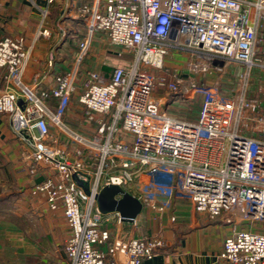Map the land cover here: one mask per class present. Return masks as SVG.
<instances>
[{"label":"built area","instance_id":"2783aa9c","mask_svg":"<svg viewBox=\"0 0 264 264\" xmlns=\"http://www.w3.org/2000/svg\"><path fill=\"white\" fill-rule=\"evenodd\" d=\"M78 11L90 14L78 62L86 59L97 30L133 55L132 63L115 66L110 78L89 71L79 102L89 121L97 123L90 136L63 120L77 88L76 70L57 75V87L38 92L22 79L29 55L24 39H0V66L8 68L11 83L0 91V114L29 139L31 172H49L30 194L44 198L52 210H63L71 233L61 264H144L162 248L160 238L132 236L114 239L107 250L100 247L111 236L101 225L96 203L106 184L133 186L143 203L159 210L176 198L187 199L193 211L212 218L231 212L264 223V124L258 137L240 131L250 113L264 121L257 99L226 95L189 79L204 100L198 121L180 120L162 108L155 88L159 83L177 92L183 77L167 82L152 71L162 70L173 53L188 57L192 74H206L222 62L248 70L264 66V58L256 55L264 42L259 37L264 0H97ZM50 98L59 99L57 110L48 105ZM221 153L226 157L219 164ZM90 156L95 168L88 163ZM220 257L230 264H264V232L235 231L225 239Z\"/></svg>","mask_w":264,"mask_h":264},{"label":"crops","instance_id":"0c3cea01","mask_svg":"<svg viewBox=\"0 0 264 264\" xmlns=\"http://www.w3.org/2000/svg\"><path fill=\"white\" fill-rule=\"evenodd\" d=\"M96 3L97 0H0V39L23 38L29 51L22 73L25 83L34 85L38 92L50 90L58 85L57 75L76 70L77 88L64 110L63 120L72 129L89 136L94 134L97 123L89 121L86 109L79 102L89 71H99L110 78L115 66L130 65L133 60L131 53L110 42L105 31L97 30L92 35L91 54L87 62H78L79 43L88 33L90 20L89 13L83 15L78 9L84 5L93 7ZM43 29L47 30L46 35L40 33ZM259 37H264V28L259 29ZM256 55L264 58V42H259ZM178 58L182 61L179 62ZM187 66L188 57L180 53L168 55L165 67L154 73L167 82L175 80L176 76L184 80L177 92L159 83L155 92L162 99V108L172 117L196 122L204 96L191 87L189 79L195 78L196 81L216 86L226 95L235 93L210 81L209 72L192 74ZM255 67L261 66L254 65L249 70L245 66L249 77ZM213 68L216 72L222 70L221 67ZM249 84L247 81L243 90L236 94L243 93L247 99L256 98L258 113L264 118V85L260 86L258 80L255 84L261 90L250 93ZM10 85L8 68L0 66V91ZM47 103L51 109L57 110L59 99L50 98ZM254 118L250 113L240 126L241 133L260 136L259 129L264 121ZM75 146L76 143L73 144ZM30 151L27 136L18 134L10 117L0 114V264H61L66 261V254L63 260L58 248L64 245L71 229L61 208L52 210L44 198H35L30 194L35 183L49 176V172L41 170L35 174L31 172L34 166L28 160ZM225 157V153L217 157L219 164L224 162ZM87 160L95 168L94 156ZM126 190L137 194L133 186ZM100 220L102 227L108 229L111 235L109 241L100 246L104 250L116 238L162 239V248L144 264H230L220 257L228 236L242 228L264 232V223L244 224L247 220H242L239 213L227 212L212 218L207 213L193 211L189 200L177 198L166 210L143 203L141 212L134 220L123 219L117 211H100Z\"/></svg>","mask_w":264,"mask_h":264},{"label":"rangeland","instance_id":"374dc122","mask_svg":"<svg viewBox=\"0 0 264 264\" xmlns=\"http://www.w3.org/2000/svg\"><path fill=\"white\" fill-rule=\"evenodd\" d=\"M90 54H91V49H90L88 55L86 56V59H88ZM181 55L185 56L184 54H181ZM86 59L84 60L85 61L84 63L87 62ZM177 60L179 61L180 59L178 58ZM183 60H184L183 62L186 64V60L185 59H183ZM181 61H182V59H181ZM181 61H179V62H181ZM263 63H264V60H263ZM218 66H219V68L221 67L222 70H220L219 72H216V71H214V68H212L210 70L211 72H209V74H211L209 76V79H210V81L214 82L215 85H217V86L219 85L222 89L229 90L231 93L236 94V93H239L240 90L242 91L243 85L246 84L247 81H249V83H250L249 84L250 86L248 89L250 93L258 90L257 85L255 84L258 80H259L260 86L264 85V66L255 67L252 71L251 77L248 76L247 71H246L247 68L245 69V66H243V65L232 63V62H222ZM152 71L154 72L155 69H152ZM193 79L196 80L195 78H193ZM260 90H258V91H260ZM262 91H264V88L262 89ZM28 160H29V157H28ZM0 188H1V185H0ZM250 223H251V221H245L244 224H250ZM256 223L260 224L259 221H256ZM58 250H59V252L62 253L61 254L62 259L64 260L65 253H64L63 244H61L59 246Z\"/></svg>","mask_w":264,"mask_h":264},{"label":"water","instance_id":"95a60500","mask_svg":"<svg viewBox=\"0 0 264 264\" xmlns=\"http://www.w3.org/2000/svg\"><path fill=\"white\" fill-rule=\"evenodd\" d=\"M97 204L102 213L117 211L125 220H134L143 208L136 195L116 184H106L100 189ZM119 259L124 261L122 253H119Z\"/></svg>","mask_w":264,"mask_h":264}]
</instances>
